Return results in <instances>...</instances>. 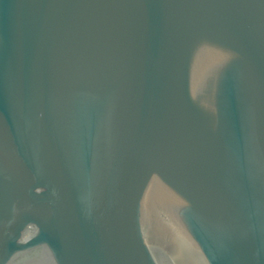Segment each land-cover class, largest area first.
I'll return each instance as SVG.
<instances>
[{"label": "water", "instance_id": "1", "mask_svg": "<svg viewBox=\"0 0 264 264\" xmlns=\"http://www.w3.org/2000/svg\"><path fill=\"white\" fill-rule=\"evenodd\" d=\"M0 264H264V0H0Z\"/></svg>", "mask_w": 264, "mask_h": 264}]
</instances>
